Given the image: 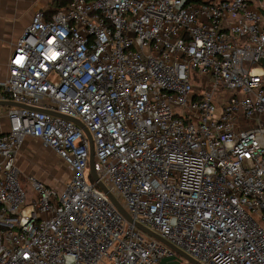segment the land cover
I'll list each match as a JSON object with an SVG mask.
<instances>
[{"label": "built area", "instance_id": "2783aa9c", "mask_svg": "<svg viewBox=\"0 0 264 264\" xmlns=\"http://www.w3.org/2000/svg\"><path fill=\"white\" fill-rule=\"evenodd\" d=\"M0 82V264H264V0H56ZM27 138L70 170L23 176ZM35 195L31 202L21 183Z\"/></svg>", "mask_w": 264, "mask_h": 264}, {"label": "crops", "instance_id": "0c3cea01", "mask_svg": "<svg viewBox=\"0 0 264 264\" xmlns=\"http://www.w3.org/2000/svg\"><path fill=\"white\" fill-rule=\"evenodd\" d=\"M53 4L54 0H0V82L5 80L8 76L9 59L13 47L16 44L18 38L22 35L25 28L30 24L33 14L39 10L51 9ZM9 108V106L0 105V133L6 132L9 129ZM30 139H34L35 141L41 143L42 148H40V151H46L48 153L49 148L45 147L40 140L35 138H27L22 147L25 144H28ZM29 146L31 145H27L23 150L18 151L16 163L19 168V156H22L24 153L28 152L33 153ZM49 156L53 160L60 158L56 153L55 156H53L51 153ZM47 160H49L48 157ZM43 162L44 164L47 163L45 160H43ZM20 170L23 174L24 172L21 168ZM27 171L28 175H33L36 178L51 185L59 186L64 182L63 179H65L61 177L62 175H59V177H52L49 175V177L45 179L43 177H37L33 171Z\"/></svg>", "mask_w": 264, "mask_h": 264}, {"label": "rangeland", "instance_id": "374dc122", "mask_svg": "<svg viewBox=\"0 0 264 264\" xmlns=\"http://www.w3.org/2000/svg\"><path fill=\"white\" fill-rule=\"evenodd\" d=\"M29 141L30 142H28V144H25L21 149H19L21 151L27 145H31L29 147L33 152V153H29V152L24 153L22 156L21 155L19 156V166L24 172L23 176H28L27 170H29V171H33L37 177H43L45 179L48 178L49 175L52 177H59V175L60 176L62 175L61 177L65 178L63 180L66 181L70 173V170L69 168H67V165L60 158L57 160H53L49 156L50 153L53 156H55V153L51 149H49L48 151L49 154H48L46 151H40V148H42L41 143L35 141L34 139H30ZM47 157L49 160H47ZM43 160H45V162L47 163L44 164ZM88 175H90L89 169L86 170L87 179L89 177ZM21 183L27 193L28 202H31L35 195V191L31 186V183L26 178L23 177L21 178Z\"/></svg>", "mask_w": 264, "mask_h": 264}, {"label": "water", "instance_id": "95a60500", "mask_svg": "<svg viewBox=\"0 0 264 264\" xmlns=\"http://www.w3.org/2000/svg\"><path fill=\"white\" fill-rule=\"evenodd\" d=\"M261 62L264 65V59H262ZM0 105L1 106H9V107H27L25 104H22V103H19V102H16V101H12V100H4V99H0ZM51 113L54 114V115L65 117L67 119H71L74 122H76L77 124H79L84 129L85 133L87 134V136H88V138L90 140V158H89L90 174H91V176H92V178L94 180H98L99 186L108 194V196L110 197L112 202L121 211V213L126 217V219H128L131 222H134L136 224V226H138L144 232H146V233H148V234H150V235H152L154 237H157L158 239L162 240L164 243H166L167 245L172 247L177 253L183 255L185 258H187L193 264H203L202 262H200L196 258L192 257L191 255L187 254L186 252L182 251L181 249H179L178 247H176L172 243H170V242L166 241L165 239H163L161 236H159L154 231H152L149 227H147V226H145V225L133 220V218L122 207V205L120 204L118 199L113 195V193L109 190V188L102 181H99V176H98L97 171L95 170V167H94V143H93V137H92V134H91L90 130L85 126V124L83 122H81L80 120H78L76 118H72L70 116H67L66 114H61V113L54 112V111L51 112ZM170 260H175V256L171 257L170 259L169 258L163 259L161 261V264H166Z\"/></svg>", "mask_w": 264, "mask_h": 264}, {"label": "trees", "instance_id": "16d2710c", "mask_svg": "<svg viewBox=\"0 0 264 264\" xmlns=\"http://www.w3.org/2000/svg\"><path fill=\"white\" fill-rule=\"evenodd\" d=\"M58 7H60V3L56 0H54V4H53L52 8L50 9V12L55 11Z\"/></svg>", "mask_w": 264, "mask_h": 264}]
</instances>
